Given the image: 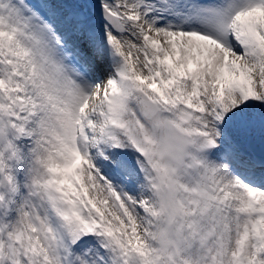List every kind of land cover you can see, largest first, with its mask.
Wrapping results in <instances>:
<instances>
[{
	"label": "snow or ice",
	"instance_id": "snow-or-ice-1",
	"mask_svg": "<svg viewBox=\"0 0 264 264\" xmlns=\"http://www.w3.org/2000/svg\"><path fill=\"white\" fill-rule=\"evenodd\" d=\"M0 264H264V0H0Z\"/></svg>",
	"mask_w": 264,
	"mask_h": 264
}]
</instances>
